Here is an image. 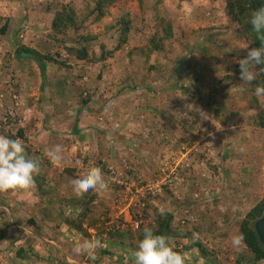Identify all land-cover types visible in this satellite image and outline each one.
I'll return each instance as SVG.
<instances>
[{"label": "rangeland", "instance_id": "1", "mask_svg": "<svg viewBox=\"0 0 264 264\" xmlns=\"http://www.w3.org/2000/svg\"><path fill=\"white\" fill-rule=\"evenodd\" d=\"M41 2L46 3L47 0H33L34 7L32 4L25 6L26 11L12 21L11 26L0 19V29L3 25L6 27L1 34L9 44L4 55L1 51L3 67L0 78L4 69L17 74L23 89L21 105L29 110L27 119L18 126L22 134L16 137L24 145L33 146L30 152L36 153L40 158V167L46 170L42 172L48 182L51 181L47 189L49 194L42 195L40 190L32 198H39L35 199L38 201L42 197L41 205L48 209L55 224L62 226L67 219L64 217H72L75 213V209L69 210V205L79 210V201L86 197L88 219L85 224L89 225L91 218L95 224L100 223L94 227V234L89 232V240L105 225L104 233L100 234L106 245L104 248L112 245L123 253L127 251V255L131 256L127 260L129 264L133 261L132 252L141 235L139 230L145 227L156 229L164 221L168 222V229H181L183 237H178L174 243L169 240L180 249L186 238L187 242H191L194 240L193 234H197L196 240L207 252L203 254L202 251L195 250L202 256L198 257L199 262L205 260V264H237L235 260L244 253L245 247H234L232 238L240 234L239 224L245 213L264 194V127L257 128L252 120L247 122L249 115L257 113L253 101L255 92L250 90L249 82L240 79L239 66L235 63V60L244 57L248 47H252V40L242 34L239 24L227 17L223 0H125L124 8L123 3L113 5L99 22H92V17H89L81 25V32L88 36L96 34L97 41L93 40L90 44L97 46L98 43L108 42L112 47L118 41L117 20L121 17L131 19L127 39L131 37L132 43L127 48L125 42L117 52L119 58L113 62L126 64L128 61L131 67L112 68L109 67L112 63L108 62L103 67V72H99L100 68L97 66L86 73L82 61L70 54L66 55L65 51L60 52L65 58L59 57L57 63L52 60L53 53L61 51V47L58 41L55 43L49 19L41 13ZM18 3L24 5L20 0ZM156 19H160V27ZM165 19L172 26V35L161 40L164 46L157 51L161 58H155L159 67L155 68V64H150L147 69L151 58L148 56L149 60L145 59L146 47H151L152 39L157 42L159 36L168 34L164 30L167 25L163 21ZM112 26L116 29L113 30ZM28 39H33L31 44H28ZM127 43L130 44L128 41ZM22 44L38 47L42 56L47 58V61H43L45 64L40 65L45 68L44 71L31 59H24L27 64L19 59L16 49ZM131 50L134 51L132 54ZM60 60L64 64L59 63ZM30 62L37 65L36 69L28 64ZM176 65L179 68L174 70ZM258 69V66L253 69L256 76ZM126 85H134L137 89L128 88L126 90L131 92L124 93ZM26 89L29 94H25L27 105L23 101ZM217 94L223 95L228 105L239 108L241 114L237 116L224 111L213 115L210 106L215 102ZM257 100V107L264 108V97L257 96ZM145 105L157 109L156 118L160 116V111L170 114L174 107L185 110L184 118L176 121L179 128L171 138L151 134L154 123L151 125L150 112L144 109ZM81 121L85 123L83 126H79ZM42 128H45L44 133H40ZM88 132L89 141L86 144L85 136ZM11 134L12 132L0 130V135L10 138ZM27 134L31 137L27 138ZM131 140L133 142H127ZM158 141H164L166 147L160 150L156 144ZM178 141H183L188 145L186 150L189 147L190 150L181 151V154L176 148V145L179 146ZM56 144L62 145L64 149L63 160L58 165L50 162L46 152H40ZM195 144L200 146L199 154H194L197 149L192 146ZM110 148L118 164L122 161L130 162L138 171H142L150 184L159 183L157 178L160 175L148 174L149 162H154L151 163L152 168L176 170H180L178 164L188 166L190 162L195 173L192 180L197 178L193 182L198 188L189 189L183 174L177 173V180L170 184V194L164 190L169 183H163L158 193L148 192L142 196L143 192H139L141 187L136 182L133 185V178L116 184L118 186L111 184L107 190H90L77 197L70 180L79 177V166L84 167V163L80 161L86 158L93 161L99 157L107 161L110 159L106 157ZM77 150L79 152L75 154ZM141 153L147 155V161H142ZM69 159L71 160L68 161ZM66 169H72V175L63 174ZM58 173L62 175L61 179ZM34 178L35 184L41 186L40 174ZM169 179H172V175ZM63 188L67 190V195L62 198L61 193L57 192ZM13 192L10 190L7 199H1L0 204L8 207L11 202L16 201V197H12ZM23 193L22 190L18 192L21 201L25 200ZM186 197L190 200L182 208L181 201ZM48 198L49 201H45ZM136 199L145 200V205L138 207L143 217L141 227L139 230L117 231L120 235L114 236L113 230H107V223L110 220L118 221L117 215L127 217V209L132 214L136 209L132 210L130 207ZM177 205H180L179 208ZM22 208L24 209V205ZM26 208L28 204L25 205ZM16 209L19 210L17 207ZM161 209L164 210L163 215L160 214ZM17 211L14 209L12 213L16 214ZM2 213L1 211V215ZM6 213L9 216V209L4 215ZM82 216L84 214H80ZM185 217L189 220H185ZM109 218L111 219L108 220ZM7 220L8 218L6 222L0 223L7 230L0 246V264H19L15 261L18 259L16 252L19 247L24 250L21 264H30L32 254L28 238H24L21 245L19 230L11 228ZM38 225L35 223L33 234L41 238L51 237L54 234L52 231L56 230L50 226V229L43 231ZM198 228H202L203 233L195 231ZM60 231L56 230L57 234ZM187 232L189 234L185 235ZM54 241L58 242L55 238ZM61 243L60 241L59 246L65 256L68 247ZM47 245L54 247L53 244ZM70 255L85 257L88 264H103L99 252L95 261L89 260L86 255ZM123 258L122 254L117 263H122ZM64 262L69 263L66 257ZM37 264L55 263L42 260ZM257 264H264V260Z\"/></svg>", "mask_w": 264, "mask_h": 264}, {"label": "trees", "instance_id": "2", "mask_svg": "<svg viewBox=\"0 0 264 264\" xmlns=\"http://www.w3.org/2000/svg\"><path fill=\"white\" fill-rule=\"evenodd\" d=\"M125 0H47L46 3H39L40 9L43 16L49 19V27L51 28L52 33L54 34V40L59 42L61 51H57L56 53H53L52 60L56 63L60 58H65L61 55L62 51L67 53L66 55H72L74 56L78 61H82L83 70L84 73L91 71L94 67H99V72H103L102 69L105 66V64L113 63L115 59L119 58L117 55V52L120 51L124 43L126 42V47L128 48L127 41V35L130 31V22L131 19L129 17H121L119 20H117V28L118 32L116 36H118V41L114 47H112L111 43H98L97 46H93L90 44L94 40L96 42L97 36L96 34L94 36H88L84 35L83 32H81L83 25V22L88 19L89 17H92V22H99L108 12L109 8L117 3H124ZM225 5V14L227 17H229L232 21L236 22L241 27V32L243 35L250 37L252 40V47H260L261 42L256 38V33L253 31L251 24L249 23L252 13L258 9L261 6H264V0H223ZM121 7V5H120ZM37 9V8H36ZM160 20V19H159ZM159 20L156 19V22L158 23L160 27ZM164 23H167L165 25L164 30L168 34L162 35L158 37V41L156 42L155 39L151 40L152 45L150 48L147 49L146 47V53H145V59L146 61L149 60V53L153 51H158L163 48V43L161 40H164L165 38H170V35H172V26L169 24V20L165 19L163 20ZM9 23V20H6V24ZM114 26V25H113ZM113 30L116 28L113 27ZM161 29V28H160ZM162 31V29H161ZM0 32H5V28L0 29ZM29 44V43H28ZM28 44H22L16 49V54L19 58L22 59H31L38 64L39 69L41 71H44V67H40L41 64H45L43 61H47L46 57L42 56V53L39 52L38 47H30ZM115 44V42H114ZM251 48V47H249ZM133 50L136 51V48ZM138 50V49H137ZM61 52V53H60ZM134 51H130V54H132ZM64 54V53H63ZM58 56V59H57ZM113 59V60H112ZM63 60H60L59 63L64 64L62 62ZM65 62V61H64ZM109 62V63H108ZM187 62V61H186ZM117 63V62H116ZM110 66V64H109ZM177 65L174 67V70L176 69ZM261 66L258 65V68ZM44 68V69H43ZM179 68V67H177ZM83 73V74H84ZM85 77L88 75H84ZM257 85H264V73L258 72V75L256 76L255 81L249 83L250 90L255 92V88ZM127 87H124L123 90H126L129 88V90L137 88L134 87V85H126ZM129 90H126L124 93L131 92ZM223 95L217 94L215 96V102L213 103L212 107L210 106V112L215 115L222 113L224 111L236 114L237 116L241 114L239 108H234L231 105H228L223 99ZM253 101L255 104V107L257 108V113L255 115H249L247 118V122L253 121V123L258 128L264 127V108H259L258 106V100L257 95L253 96ZM162 106V105H161ZM170 108V107H167ZM144 109L147 112H150L149 121L151 125L153 124L154 130H151V134H159V136H165L166 139L171 138L175 131L179 128L177 125V122L180 118H184L185 110L179 108L177 110L176 107L172 108V111L170 114H165L163 111L159 113L160 116H157L156 118V112L157 109L150 107L149 105H145ZM245 112V110H242ZM251 113V112H250ZM82 122V121H81ZM98 128V126H96ZM72 128V127H71ZM22 131L18 130L17 135H21ZM89 132L86 134L85 138L89 141L88 135ZM106 135H108V131H106ZM111 136V134H110ZM12 137V136H11ZM127 142H133L127 141ZM179 146L176 145L177 151H183L187 152L190 150V147L186 150L187 146L183 141L177 142ZM159 146V149L165 148L166 145L164 144V141H158L156 143ZM159 151V150H158ZM109 152L112 153V149H109ZM181 152V154L183 153ZM107 154L106 157L109 156ZM145 153V152H144ZM141 153L140 156L143 159L142 161H147L146 157L147 155ZM194 154H199V150L195 151ZM30 157H37V154L34 153ZM196 159V158H195ZM44 162V161H43ZM151 163L148 164V172L152 173L153 175L161 174V167L152 168ZM191 163L188 162V166H182L178 165V168L180 170H177V173H181L182 171L186 170H192ZM185 171V172H186ZM73 170L72 169H66L63 174H71L72 175ZM184 173V172H183ZM181 173V174H183ZM173 180V179H172ZM173 182V181H172ZM171 182V183H172ZM189 189H196L198 186H190L187 185ZM164 190H166L169 194L170 191V184L166 185L164 187ZM80 202V209L69 207L70 211L76 212L77 216L80 214L84 216L80 217V223L79 227L80 231L83 233L82 236L88 238L90 236V233L87 230V227H89L90 224L86 227H82L83 222H87L88 216H87V202L86 197L82 199ZM74 204V203H73ZM83 209V210H82ZM144 213V211H143ZM264 213V194L263 196L245 213L243 219L241 220L239 224V232L243 235V243L242 246L245 247L244 253L237 256L235 263L237 264H257L258 262L264 260V245L260 244L258 241V237L256 235V232L253 227V223L256 219L261 217ZM32 220V219H31ZM94 221L93 218L89 219V221ZM72 221H74L72 219ZM76 222H74L73 225H75ZM152 229V227H149ZM144 229V228H143ZM143 229L139 230L141 235L139 237V240L143 238ZM154 234H166V230H168V222H160L158 227L155 229H152ZM7 230L5 226H0V246L1 243L6 236ZM116 234L120 235L119 232L115 231L114 236H117ZM189 233H185V235H188ZM184 236V235H182ZM137 247V245H136ZM188 247H195L198 248L197 250L200 252L202 251L203 254L207 253L206 249L202 247V244L198 241H192L190 242L186 248ZM104 254H109L110 251L106 248L103 249ZM202 254V253H201ZM122 257V254L118 255L114 260H118ZM245 262V263H243Z\"/></svg>", "mask_w": 264, "mask_h": 264}, {"label": "crops", "instance_id": "3", "mask_svg": "<svg viewBox=\"0 0 264 264\" xmlns=\"http://www.w3.org/2000/svg\"><path fill=\"white\" fill-rule=\"evenodd\" d=\"M32 1L33 0H25V2H24V0H20V3H24V5L21 6V5H19L18 0H10V1H6V0L1 1L0 0V19L5 21V22H6V20H10L9 23H7V24H9V26H11L12 21L16 20L17 17L23 15L24 11H26L25 6L32 4L34 7V4L32 3ZM16 3H17V6H15ZM124 6H125V3H123V8H124ZM132 10L135 12L134 7L132 8ZM3 28L6 29V27L4 25H3ZM29 30L30 29H28V31ZM27 35H28V32H27ZM27 38H28V36H27ZM32 41H33V39H28L29 44H31ZM128 42L130 44L132 43L131 37L128 39ZM7 46H9V44L7 42V38L5 36H3V34H1V32H0V56L2 53L1 51L4 52L3 55L5 54V52L7 50ZM30 47H32V46L30 45ZM149 57L151 58V61L147 65V69H148L150 64H155L154 65L155 68L159 67V64L155 58L156 57L161 58L160 54L157 51H154L149 55ZM19 59L22 60L24 62V64H27V61H25L24 59H22V58H19ZM28 64L33 69H36V67H37V65L34 62H30ZM2 67H3L2 58L0 57V71H1ZM109 67H112V68L118 67L120 69V68H125V67L129 68V67H131V65L127 61L126 64L124 62L112 63ZM4 71H5V69L3 70V72ZM103 82L105 84L104 80H103ZM24 83H27V82H24ZM0 89H1V85H0ZM30 89H31V87H30V85H28V90H30ZM25 94H26V96L29 95L27 89L24 93V99H23L24 104L27 105V103H25V101H27V99H25ZM83 124H85V123L81 122V123H79V126L80 125L83 126ZM29 132H31V131L29 130ZM44 132H45V128L40 129V133H44ZM29 137H31V135L27 134V138H29ZM86 141H88V140L86 139L85 143H86ZM32 144H33V142H32ZM34 144H35V142H34ZM42 145H46V144H42ZM192 147H195L197 150H201L200 146L198 144H195ZM32 149H33L32 145H25V153L28 157L32 156V152H30V151H32ZM46 151H47V149L45 151L40 150V152H46ZM77 152H79V151L77 150L75 152V154ZM108 157L113 160L115 157V154L111 153V154H109ZM44 163H45V160H44ZM42 171L45 172L46 170H43V167H42L41 172ZM185 171L186 170L182 171L181 173L184 172L183 173V179L187 180V185L198 186L194 183V182H196L194 180H196L197 178L192 180V178L195 177L194 171L193 170H188L186 172ZM41 172H40L41 186H39L38 184H35V187L32 189L22 190L24 192L23 196H24L25 200H23V201L20 200V198H19L20 196L18 195L19 190H13L14 192H13L12 197H16L17 200L16 201L14 200L13 202H11L8 207L5 206V204H0V223L6 222V219L8 218L7 222L8 221L10 222V224L8 223L9 226L11 228L18 229L20 232L21 236L19 238L22 239V240H20L21 245H23V243L25 241L24 238L25 239L28 238L27 243L29 244L28 246H29V249L31 250L30 254H32V256H30V259H29V261H31L30 264H37V263H40L42 260H48V261L53 262L55 264H65L64 257H66L67 262H69L68 264H88L85 257H82V256L72 257L70 255V254L78 255V254L74 253V251H73L74 247L79 242H81L82 240L90 238V236L88 238L82 236V232L80 231V228L78 229L79 223L81 222L79 219L80 215L77 216V214L75 212L74 215H72V217H64L67 219L63 222L62 226H59V225L55 224V220H54V218H52L50 216L48 209L45 208V206L41 205V202L43 201L42 197L38 201L35 199H39V198H35V199L32 198L33 196L38 195V192H40V190H42V192H41L42 195L50 193L49 191H47V189H48V186L51 185V181L48 182V179H46L47 177H46L45 173L44 172L41 173ZM148 174H151V173H148ZM58 176L60 178V176H62V175H60V173H58ZM188 188H186V190ZM59 193H61L60 196L63 198L64 196L67 195V190L65 191V189L63 188L62 190H59L57 192V194H59ZM8 194H9V191L0 193V201H1V199L2 200L7 199ZM46 196H48V195H46ZM49 199L50 198H48V200L45 199V201H49ZM188 200H190V199H188V197H186V198H184V201L183 200L181 201V206H183L182 208L186 207L184 203H186V201H188ZM26 204H28V208L25 209ZM23 205H24V209L22 208ZM177 206L179 208L180 205H177ZM16 207L19 208L18 211H17ZM69 207H72V205L70 204ZM7 209H9V216L7 213L4 215V212H6ZM10 209L12 211H10ZM14 209L17 211L16 214L12 213L14 211ZM1 211L3 212L2 215H1ZM175 211H177V210L175 209ZM175 211H174V213L176 214ZM72 219L74 221H72ZM74 222H76L75 225H73ZM35 223L39 224L38 226L43 228L42 229L43 231L47 230L48 228L50 229V226H52L56 230H61V231L57 234L56 230H54V231H52L54 233L52 235L53 237L52 236L51 237L44 236L41 238V237L33 234L34 230H35V227H34ZM92 223H94V224L89 226L90 228L87 227V230H88V232H92L94 234V232H95L94 227L99 226L100 223L95 224V221L90 220L89 225ZM86 226L87 225L85 224V222H83L82 227H86ZM104 228H105V225H104ZM104 228L100 229L96 233V235H92L91 239L100 238V234L104 233ZM174 228L173 229L169 228L165 232L166 235H168L167 236L168 240H171L172 243L176 242L178 237H183L181 235L182 234L180 231L181 229H177V228L174 229ZM77 230H79V231H77ZM202 230H203L202 228L197 229V231H199V232H202ZM105 231H106V229H105ZM195 231H196V229H195ZM54 238L58 242H55ZM196 239L197 238H194V240H196ZM200 239H202V238H200ZM187 240H188V238H186L185 241L182 243L181 249L179 248V246H174L170 241H169V244L174 250L184 254V256L186 258V264H205V262H206L205 260H204V262H202V260H201V262H199L198 253L195 251L194 248H190L189 250H188V248L186 249V246L190 243L189 241L187 242ZM60 241L62 242L61 244L66 245L68 247L67 248L68 253L66 252L65 256L61 252L63 249L59 246ZM47 243L53 244L54 247L47 245ZM109 246L110 247L106 248L110 251L109 254L103 253L104 248L100 249L98 251L100 253L101 261L103 264H112V263L118 264L117 262L119 261V259L118 260H114V259L120 254L124 255V258L122 259V263L123 264H129V263H127V260H129L131 256L127 255V251H126V253H123L122 251H119L116 248H113L112 245H109ZM23 252H24V250L21 247H19L18 251L16 252L18 259H16L15 261L19 264L22 263L21 260H22ZM74 258H76V259L74 260ZM132 260H133V258H132ZM122 263H120V264H122Z\"/></svg>", "mask_w": 264, "mask_h": 264}, {"label": "clouds", "instance_id": "4", "mask_svg": "<svg viewBox=\"0 0 264 264\" xmlns=\"http://www.w3.org/2000/svg\"><path fill=\"white\" fill-rule=\"evenodd\" d=\"M249 23L256 33V38L261 42V46L258 48L248 47L244 57L235 60V63L239 66L240 79L251 83L256 79L253 69H257L258 65L261 66L258 71L264 73V6L259 7L252 13ZM255 95L264 97V85L256 86ZM17 131L11 134L15 139L11 138V136L9 138L0 135V193L10 190H29L34 188V177L41 172L40 158L28 157L26 155L24 142L16 137ZM4 132L11 133L10 131ZM63 151V146L56 144L50 147L45 155L51 163L58 165L63 160ZM74 158L78 159V157ZM98 159H101V157L94 160ZM108 160L112 161V159ZM113 160L116 161V159ZM70 184L77 197L83 196L90 190L104 191L108 187L104 180L102 169L95 165L83 169L78 178L70 180ZM160 214H164L163 209L160 210ZM185 220H189V218L185 217ZM193 237L198 238L195 233ZM242 243V234L233 236L232 244L234 247H239ZM104 247L106 245L100 238L84 239L74 247L73 251L78 255H86L89 260L95 261L98 250ZM193 248L195 250L198 249ZM132 257V264H186L184 254L174 250L170 246L166 234H154L153 230L148 227L143 229V238L138 241L136 249L132 252Z\"/></svg>", "mask_w": 264, "mask_h": 264}, {"label": "built area", "instance_id": "5", "mask_svg": "<svg viewBox=\"0 0 264 264\" xmlns=\"http://www.w3.org/2000/svg\"><path fill=\"white\" fill-rule=\"evenodd\" d=\"M18 78L19 77L15 72L9 73L8 71L3 72V75L0 78V130L3 131L16 132L19 129V124L24 123L29 115V110L25 109L23 105H21L23 104V89L20 87ZM14 128H16V130H14ZM80 163H84V167L79 166L81 171L92 165L100 167L103 171L104 180L108 187H110L111 184L118 186L122 183V181L127 182L128 179L134 178L132 180L133 185L136 182L138 187H141L139 192H143L142 196L148 192L156 194L159 192L163 183L171 184L172 181L177 180L178 178L176 168H161L162 173L159 178H157V181L160 180V182L150 184L142 171H138L137 168L130 162L122 161L121 164H118V161H106L104 158H101L93 161L86 159L82 162L80 161ZM170 175H172V179L174 180L169 179ZM137 185L135 190L138 189ZM131 205L132 207L130 208L132 210L136 209L132 214L127 209V217H118L119 215H117L116 218L118 221L110 220L111 218L108 219L110 220L107 223L108 231L113 230L123 232L128 229L137 230L141 227L143 217L141 216L138 207H143L145 205V200L136 199V201H134Z\"/></svg>", "mask_w": 264, "mask_h": 264}, {"label": "water", "instance_id": "6", "mask_svg": "<svg viewBox=\"0 0 264 264\" xmlns=\"http://www.w3.org/2000/svg\"><path fill=\"white\" fill-rule=\"evenodd\" d=\"M254 230L260 244L264 245V213L253 223Z\"/></svg>", "mask_w": 264, "mask_h": 264}]
</instances>
